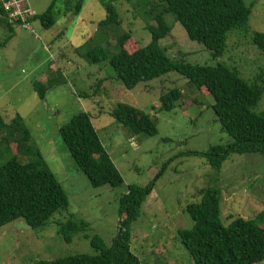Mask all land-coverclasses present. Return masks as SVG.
<instances>
[{"label": "rangeland", "instance_id": "rangeland-1", "mask_svg": "<svg viewBox=\"0 0 264 264\" xmlns=\"http://www.w3.org/2000/svg\"><path fill=\"white\" fill-rule=\"evenodd\" d=\"M29 1L37 14L51 2ZM77 1L71 0L72 5ZM244 2L253 3L247 29L228 32L222 56L213 59L202 44L188 38L171 15L166 21L172 28L160 40L167 48L166 55L184 63H221L235 70L246 83L262 84L264 55L251 37L256 31L264 32V0ZM108 3L114 5L120 24L106 27L110 35L107 59L92 64L81 56L79 48H84L83 43H97L93 35L98 22L105 17ZM72 5L56 0L55 24L44 29L39 21H33L36 35L13 26L12 36L8 37L6 20L0 17V43L5 42L0 45V114L6 122L16 114L22 117L33 142L69 198L67 211L55 213L43 228L31 229L22 218L1 226L0 264H31L39 259L94 254L90 246L92 235L98 234L110 244L118 232V200L127 186L145 187L150 183L153 188L142 203L139 217L131 224L132 252L143 264H194L177 235L179 229L190 228L193 223L184 211L185 206L200 200V189L217 184L221 190L220 219L224 224L229 222L230 215L252 218L264 210V155L230 154L216 171L204 156L187 154L206 152L210 146L231 141L211 108L212 97L202 95L175 71L127 89L115 80L108 60L117 52L114 35L131 32L141 46L150 41L143 11L126 0H83L77 14ZM51 62L63 72L67 84L47 90L40 99L32 81L43 72L53 74ZM99 80L103 81L97 87ZM174 89L180 92V98L173 109L159 110V96ZM118 103L146 113L155 123L156 134L129 136L111 115ZM81 111L90 115L103 146L121 173L120 186H91L61 140L59 128ZM253 111L264 112V92ZM4 146L0 142V165L14 154ZM70 214L89 225L66 242L57 222H64ZM258 264H264V260Z\"/></svg>", "mask_w": 264, "mask_h": 264}, {"label": "trees", "instance_id": "trees-1", "mask_svg": "<svg viewBox=\"0 0 264 264\" xmlns=\"http://www.w3.org/2000/svg\"><path fill=\"white\" fill-rule=\"evenodd\" d=\"M143 11L145 29L150 41L144 45L131 34L123 32L115 37L117 52L108 60L115 80L132 89L139 83L148 82L175 71L187 79L202 95L212 97L211 108L220 123L221 130L231 141L225 145L210 146L206 152L187 151V154L204 156L209 165L219 171L230 154L259 153L264 155V112L256 113L264 92L262 84H248L238 73L218 63L216 65L184 63L169 58L167 48L160 40L169 34L172 25L166 21L171 15L179 22L188 38L202 44L216 59L226 49V39L231 30H246L253 3L244 0H126ZM56 0L34 20L49 29L56 22ZM72 5L71 0H66ZM137 3V4H136ZM83 0L71 6L73 13L80 12ZM105 17L98 22L93 37L95 45L81 44L79 53L95 64L107 59L110 36L106 27L119 26L118 13L111 3L105 6ZM9 36L13 26L8 24ZM62 32V31H61ZM58 35H61L59 32ZM91 39V38H89ZM252 43L264 55V32L256 31ZM5 42L0 43L3 45ZM78 52V49H76ZM53 74L43 72L32 81L37 96L43 99L46 91L67 84L63 72L51 62ZM103 80H99L97 87ZM180 98L176 89L159 96V110L169 111ZM114 119L129 136L139 133L154 135L157 128L153 120L141 109L126 103H118L111 111ZM0 142L5 149L14 152L0 165V227L18 218L24 219L31 229L48 224L57 212L67 211L69 198L60 181L55 177L33 142L31 131L22 117L16 114L6 122L0 114ZM61 140L78 170L82 171L91 186L108 184L118 187L123 183L121 173L103 146L90 115L81 111L73 115L59 128ZM185 153V154H186ZM19 157V158H18ZM153 188V183L142 187L129 184L118 200V232L107 244L98 234L90 237L94 254H75L54 260L39 259L31 264H143L131 250V224L139 217L142 203ZM200 200L188 203L184 211L192 220L190 228L177 231L178 238L194 264H258L264 260V210L252 218L229 216L224 224L220 219L221 190L217 184L199 190ZM59 233L66 242L73 234L84 232L88 223L74 219L70 214L64 222H57ZM89 238V235L84 234ZM164 264V263H159Z\"/></svg>", "mask_w": 264, "mask_h": 264}, {"label": "built area", "instance_id": "built-area-1", "mask_svg": "<svg viewBox=\"0 0 264 264\" xmlns=\"http://www.w3.org/2000/svg\"><path fill=\"white\" fill-rule=\"evenodd\" d=\"M0 16L7 24L21 27L35 34L33 27L37 12L31 7L29 0H0Z\"/></svg>", "mask_w": 264, "mask_h": 264}, {"label": "crops", "instance_id": "crops-1", "mask_svg": "<svg viewBox=\"0 0 264 264\" xmlns=\"http://www.w3.org/2000/svg\"><path fill=\"white\" fill-rule=\"evenodd\" d=\"M1 17V16H0ZM7 23V22H6ZM7 26H8V24H7ZM8 28V27H7ZM8 31H9V29H8Z\"/></svg>", "mask_w": 264, "mask_h": 264}]
</instances>
